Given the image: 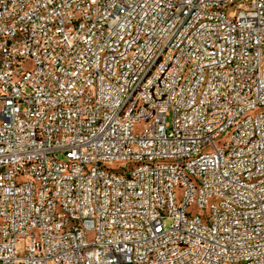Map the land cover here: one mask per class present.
Listing matches in <instances>:
<instances>
[{"label": "built area", "instance_id": "built-area-1", "mask_svg": "<svg viewBox=\"0 0 264 264\" xmlns=\"http://www.w3.org/2000/svg\"><path fill=\"white\" fill-rule=\"evenodd\" d=\"M0 264H264V0H0Z\"/></svg>", "mask_w": 264, "mask_h": 264}, {"label": "rangeland", "instance_id": "rangeland-1", "mask_svg": "<svg viewBox=\"0 0 264 264\" xmlns=\"http://www.w3.org/2000/svg\"><path fill=\"white\" fill-rule=\"evenodd\" d=\"M171 120V118H168V121H170Z\"/></svg>", "mask_w": 264, "mask_h": 264}]
</instances>
